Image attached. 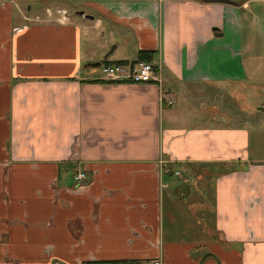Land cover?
Returning <instances> with one entry per match:
<instances>
[{
  "label": "crops",
  "instance_id": "crops-1",
  "mask_svg": "<svg viewBox=\"0 0 264 264\" xmlns=\"http://www.w3.org/2000/svg\"><path fill=\"white\" fill-rule=\"evenodd\" d=\"M234 1L0 0V264H264V147L173 109L253 76L264 0ZM96 16L131 53L83 64ZM141 51L161 82L94 69Z\"/></svg>",
  "mask_w": 264,
  "mask_h": 264
},
{
  "label": "rangeland",
  "instance_id": "rangeland-1",
  "mask_svg": "<svg viewBox=\"0 0 264 264\" xmlns=\"http://www.w3.org/2000/svg\"><path fill=\"white\" fill-rule=\"evenodd\" d=\"M56 16H60L56 14ZM80 21H84L81 24V31L84 30L83 44L84 51L86 53L84 65L87 62H96L103 60L109 51L115 45L119 48L114 51L113 57L127 56L131 50L130 43L133 42L132 33L123 29L113 30L112 26L105 19L96 16L94 19L80 18ZM113 26H116L112 24ZM116 27H119L116 26ZM121 28H123L121 26ZM259 33H253L254 36ZM246 33H244V39ZM257 44V41H256ZM247 46V42H246ZM258 46V47H257ZM256 48L260 53L258 60H256L255 70L253 76H251L249 82H243L234 85H226L220 87L209 86L206 88L204 94H195L198 100L196 103H185L181 99L182 92L177 91L175 94V106L173 109L182 112V117L179 119V123L184 120L186 122L195 121L194 111L200 114V117L206 118L205 121L213 123L211 110L218 109L216 111L219 114H224L232 120H235L238 124H247L251 131L254 139V145L256 150H262L264 147V38H260ZM256 50V49H255ZM119 58V57H118ZM103 74L102 66L94 68ZM189 88V87H188ZM188 88L184 92L188 91ZM182 91V90H181ZM211 102V103H210ZM210 103V104H209ZM202 106H204L205 114L202 115ZM208 106V108H206ZM189 107V108H187ZM249 115V117H247ZM236 116V117H235ZM251 116V117H250ZM211 118V120L209 119ZM250 122V123H249Z\"/></svg>",
  "mask_w": 264,
  "mask_h": 264
},
{
  "label": "built area",
  "instance_id": "built-area-1",
  "mask_svg": "<svg viewBox=\"0 0 264 264\" xmlns=\"http://www.w3.org/2000/svg\"><path fill=\"white\" fill-rule=\"evenodd\" d=\"M102 71L107 80L131 81L137 84L159 83L162 80V70L153 62L138 59L133 63L103 64ZM85 173H79L77 180H83ZM150 264H162L159 259H154Z\"/></svg>",
  "mask_w": 264,
  "mask_h": 264
},
{
  "label": "trees",
  "instance_id": "trees-1",
  "mask_svg": "<svg viewBox=\"0 0 264 264\" xmlns=\"http://www.w3.org/2000/svg\"><path fill=\"white\" fill-rule=\"evenodd\" d=\"M138 59H141V60H146V61H149V62H153V54L152 52H146V51H141L139 54H138ZM119 63H125L124 61H118V62H114V63H105L107 65L109 64H119Z\"/></svg>",
  "mask_w": 264,
  "mask_h": 264
},
{
  "label": "water",
  "instance_id": "water-1",
  "mask_svg": "<svg viewBox=\"0 0 264 264\" xmlns=\"http://www.w3.org/2000/svg\"><path fill=\"white\" fill-rule=\"evenodd\" d=\"M213 2H221V3H228V4H233V5H237L238 2L234 1V0H211ZM98 65H102V63H98Z\"/></svg>",
  "mask_w": 264,
  "mask_h": 264
}]
</instances>
